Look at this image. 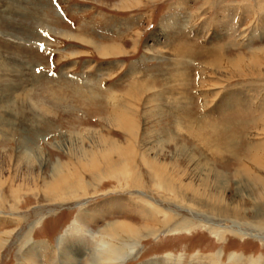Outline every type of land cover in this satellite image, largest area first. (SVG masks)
Here are the masks:
<instances>
[{"label": "rangeland", "instance_id": "obj_1", "mask_svg": "<svg viewBox=\"0 0 264 264\" xmlns=\"http://www.w3.org/2000/svg\"><path fill=\"white\" fill-rule=\"evenodd\" d=\"M121 241L264 264V0H0V264Z\"/></svg>", "mask_w": 264, "mask_h": 264}, {"label": "bare ground", "instance_id": "obj_2", "mask_svg": "<svg viewBox=\"0 0 264 264\" xmlns=\"http://www.w3.org/2000/svg\"><path fill=\"white\" fill-rule=\"evenodd\" d=\"M78 216V215H77ZM78 219H79V217H77ZM80 218H81V216H80ZM78 219H76L73 223V225H71L72 227H74V229H72V234H78L79 235V231L78 230H81L82 228H80L81 227V222H79L80 220H78ZM77 226H79V227H77ZM70 228V227H69ZM68 228V229H69ZM106 229H108V230H106V232H105V234L104 235H106V236H109V237H111L110 235L111 234H113V235H115L116 233V236H118V237H120L121 236V233L122 232H125V233H127L126 235H134V233L135 232H133L132 230H131V228L128 226V225H125V227H116V226H113V225H109V227H106ZM174 230H176L177 232H179L180 230H183V229H180V230H178V229H174ZM209 230V233L210 234H212V235H214V236H216L217 237V233L216 232H214L213 230H211V229H208ZM66 231V230H65ZM123 234V233H122ZM65 236V235H64ZM64 236H62V237H64ZM124 236V234L121 236V237H123ZM120 237V238H121ZM130 237V236H129ZM217 238H219V237H217ZM64 240H62V241H58V243L57 244H59V247H62V245L64 244ZM113 243H115V244H112L111 242H108V244H105V247H108L110 250V253L107 255V257H106V259L104 258V259H102V258H99V259H94V261L93 262H91L90 264H106V263H108V264H123V262H124V259H122V257L121 256H123V258L124 257H128V256H130L131 255V252L132 251H128L127 250V247H125L126 246V244L125 243H123V241H121L120 243H118V242H113ZM116 243H117V245H116ZM77 244V243H76ZM74 244H72V246L71 247H67L66 248V250L64 251V253H62V258H63V260H64V262L65 263H67V264H76V260H77V257H76V255L75 254H77L76 252V250H79V249H77L78 248V246H80V245H74ZM77 246V247H76ZM97 246V245H96ZM95 246V248L96 249H100L99 247H96ZM120 246H122V249H118L117 247H120ZM57 247H58V245H57ZM58 247V248H59ZM130 248V247H129ZM96 249H95V251H96ZM55 250H57V249H55ZM53 251V250H52ZM88 251V250H87ZM84 252L81 256H85V255H87V257L89 258L90 257V254H91V252ZM94 251V250H93ZM119 251H120V253H119ZM220 255H218V257H219ZM66 257L68 258V259H66ZM167 257H169V256H167L166 255V259H167ZM211 257V256H210ZM209 257V258H210ZM231 257V256H230ZM181 258V257H180ZM204 258H206V257H204ZM170 259V258H169ZM178 259V258H177ZM212 259V258H211ZM237 259H238V257H237ZM102 260H108V261H103L102 262ZM174 260V259H173ZM209 260V259H208ZM112 261V263H109V262H111ZM171 261V260H170ZM214 261H216V260H214ZM214 261H212V262H214ZM208 262H210V261H208ZM232 262V261H231ZM63 263V262H62ZM216 263V262H215ZM214 263V264H215Z\"/></svg>", "mask_w": 264, "mask_h": 264}, {"label": "crops", "instance_id": "obj_3", "mask_svg": "<svg viewBox=\"0 0 264 264\" xmlns=\"http://www.w3.org/2000/svg\"><path fill=\"white\" fill-rule=\"evenodd\" d=\"M48 245V244H47Z\"/></svg>", "mask_w": 264, "mask_h": 264}]
</instances>
